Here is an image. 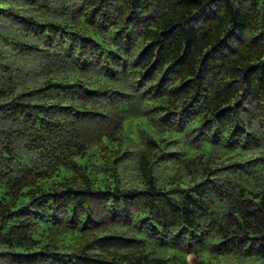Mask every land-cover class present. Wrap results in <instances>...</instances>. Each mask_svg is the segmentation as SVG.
Here are the masks:
<instances>
[{
  "label": "trees",
  "instance_id": "obj_1",
  "mask_svg": "<svg viewBox=\"0 0 264 264\" xmlns=\"http://www.w3.org/2000/svg\"><path fill=\"white\" fill-rule=\"evenodd\" d=\"M2 23L0 257L264 264V0H0Z\"/></svg>",
  "mask_w": 264,
  "mask_h": 264
},
{
  "label": "rangeland",
  "instance_id": "obj_2",
  "mask_svg": "<svg viewBox=\"0 0 264 264\" xmlns=\"http://www.w3.org/2000/svg\"><path fill=\"white\" fill-rule=\"evenodd\" d=\"M9 27H11L10 24L2 23V24L0 25V31L3 32V33H6V32H7L6 34H8V33H9ZM1 53H4V55L7 56V60H8L9 62H15V58H14V56L11 54L10 51H8V49L4 46V44L0 42V54H1ZM23 63H24V62H23ZM22 66L24 67V65H22ZM25 66H27V64H25ZM28 81H30V84H31V79L28 80ZM2 126H3V123H2V119L0 118V128H1ZM6 136H7L6 133L3 134V133L0 131V143H1L2 140H4V138H5ZM0 264H8V263H7L6 260H4L2 257H0Z\"/></svg>",
  "mask_w": 264,
  "mask_h": 264
}]
</instances>
